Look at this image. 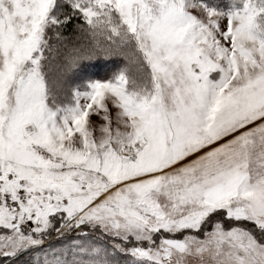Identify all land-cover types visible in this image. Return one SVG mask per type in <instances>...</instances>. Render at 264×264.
I'll use <instances>...</instances> for the list:
<instances>
[{"label": "snow or ice", "instance_id": "1", "mask_svg": "<svg viewBox=\"0 0 264 264\" xmlns=\"http://www.w3.org/2000/svg\"><path fill=\"white\" fill-rule=\"evenodd\" d=\"M0 264H264V0H0Z\"/></svg>", "mask_w": 264, "mask_h": 264}]
</instances>
